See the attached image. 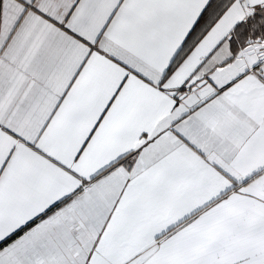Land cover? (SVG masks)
I'll return each mask as SVG.
<instances>
[{
    "label": "snow or ice",
    "instance_id": "6c2138e0",
    "mask_svg": "<svg viewBox=\"0 0 264 264\" xmlns=\"http://www.w3.org/2000/svg\"><path fill=\"white\" fill-rule=\"evenodd\" d=\"M0 264H264V0H0Z\"/></svg>",
    "mask_w": 264,
    "mask_h": 264
}]
</instances>
